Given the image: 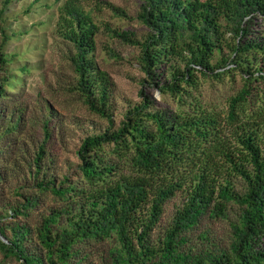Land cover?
Returning <instances> with one entry per match:
<instances>
[{
  "label": "trees",
  "instance_id": "1",
  "mask_svg": "<svg viewBox=\"0 0 264 264\" xmlns=\"http://www.w3.org/2000/svg\"><path fill=\"white\" fill-rule=\"evenodd\" d=\"M15 1L0 0L3 258L264 264V0H138L134 15L54 0L39 86L6 54ZM104 9L141 32L99 20ZM101 34L137 50L138 99L120 97ZM208 83L233 89L207 102Z\"/></svg>",
  "mask_w": 264,
  "mask_h": 264
},
{
  "label": "rangeland",
  "instance_id": "2",
  "mask_svg": "<svg viewBox=\"0 0 264 264\" xmlns=\"http://www.w3.org/2000/svg\"><path fill=\"white\" fill-rule=\"evenodd\" d=\"M110 1L123 7L128 13L133 15L136 14L140 7L138 0ZM57 7L58 5L54 0H24L13 2L5 11L3 20L6 19V22L8 21L7 29L17 32V36L6 46V54L12 58L11 67L13 68H18L24 63L35 68L28 75L29 86H39L41 84V75L48 74L52 70L50 53L48 50L42 53L41 45L43 44L41 42L45 38L47 41L54 27L57 18ZM98 19L108 21L113 26L122 29L134 28L138 29V31L141 30L137 22H129L127 19L116 17L107 9H104ZM19 30H22V32ZM105 44L112 47L120 56L118 59L111 58L106 50H100L101 59L105 58L108 61L107 65L117 82L120 97L138 99V80L140 79L141 73L139 71V64L133 59V55L137 53V50L130 45L122 44L117 39L101 34V46ZM41 53L43 57H39ZM37 61L42 62L41 67L38 66ZM205 86L211 92L206 93L207 102H220L221 104L224 98L231 94L233 89L230 83L227 86L221 87L222 89L219 84L212 88L210 83ZM77 136H80V133H77ZM181 197L179 196V198L175 199L177 203L181 201ZM174 203L175 201L167 206L166 219L171 216L174 210ZM0 264L17 263L7 262L2 254H0Z\"/></svg>",
  "mask_w": 264,
  "mask_h": 264
},
{
  "label": "water",
  "instance_id": "3",
  "mask_svg": "<svg viewBox=\"0 0 264 264\" xmlns=\"http://www.w3.org/2000/svg\"><path fill=\"white\" fill-rule=\"evenodd\" d=\"M0 237L5 241V239L0 235Z\"/></svg>",
  "mask_w": 264,
  "mask_h": 264
}]
</instances>
